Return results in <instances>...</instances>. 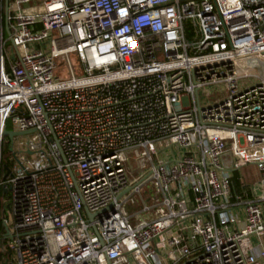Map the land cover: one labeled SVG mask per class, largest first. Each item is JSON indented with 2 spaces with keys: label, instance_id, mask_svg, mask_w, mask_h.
I'll return each mask as SVG.
<instances>
[{
  "label": "built area",
  "instance_id": "2783aa9c",
  "mask_svg": "<svg viewBox=\"0 0 264 264\" xmlns=\"http://www.w3.org/2000/svg\"><path fill=\"white\" fill-rule=\"evenodd\" d=\"M8 26L0 0V264H264L231 174L264 190V0H10Z\"/></svg>",
  "mask_w": 264,
  "mask_h": 264
},
{
  "label": "rangeland",
  "instance_id": "374dc122",
  "mask_svg": "<svg viewBox=\"0 0 264 264\" xmlns=\"http://www.w3.org/2000/svg\"><path fill=\"white\" fill-rule=\"evenodd\" d=\"M6 39H8V35L6 34ZM11 45V44H10ZM70 62L72 64V68L77 76H80V64L77 58L72 55L70 56ZM56 65L57 69L55 72L56 77H58L60 80H67L71 77L70 73V67L65 58H58L56 60ZM255 83L254 79H242L239 82L240 87H248L250 85H253ZM223 91L221 87L218 86H211L203 89L200 93V98L203 104H211V103H216L219 100H222L223 98ZM9 129H12L11 125H8ZM135 158L137 160V166L140 170V172H146L147 171V160L145 158L144 151H138L135 153ZM157 161V160H156ZM242 178L243 182L251 187H254V189L258 192L259 195H263V191H259V186H260V173L256 169L254 165H248L242 168ZM138 204H139V199L138 198H132L130 199L125 207L124 210L126 214H130L134 210L138 209ZM3 216L6 217L9 221H11V217L9 213H7V210L3 212ZM136 222H132V225H135ZM4 245L7 246V241L4 242ZM7 248V247H6ZM4 255L8 256L11 258V253L7 250L3 251Z\"/></svg>",
  "mask_w": 264,
  "mask_h": 264
},
{
  "label": "crops",
  "instance_id": "0c3cea01",
  "mask_svg": "<svg viewBox=\"0 0 264 264\" xmlns=\"http://www.w3.org/2000/svg\"><path fill=\"white\" fill-rule=\"evenodd\" d=\"M45 0H33V2L37 5L42 3ZM227 162L229 163V165H233V161L231 158L227 157ZM242 168L239 169H232L231 170V174H232V191L234 194L237 195H243L244 193H246L248 196H252L250 190L251 188L249 186H247L242 180Z\"/></svg>",
  "mask_w": 264,
  "mask_h": 264
},
{
  "label": "water",
  "instance_id": "95a60500",
  "mask_svg": "<svg viewBox=\"0 0 264 264\" xmlns=\"http://www.w3.org/2000/svg\"><path fill=\"white\" fill-rule=\"evenodd\" d=\"M9 6H10V0H5V29H6V33L8 35V37L11 36L10 34V30H9V26H8V12H9ZM27 133H14L12 131H6L5 132V136L9 138L10 141H13V139L17 136H24L26 135ZM132 190V188L128 189L126 192H124L119 198L118 200H120L125 194L129 193L130 191ZM107 212L106 210L101 212V213H98L97 215H94V214H90L88 211H87V215H88V218L90 220V222H93L95 217L97 216H100L101 214ZM5 226V225H4ZM6 228V226H5ZM6 235L5 237H11V233H9L8 229L6 228Z\"/></svg>",
  "mask_w": 264,
  "mask_h": 264
},
{
  "label": "trees",
  "instance_id": "16d2710c",
  "mask_svg": "<svg viewBox=\"0 0 264 264\" xmlns=\"http://www.w3.org/2000/svg\"><path fill=\"white\" fill-rule=\"evenodd\" d=\"M5 162H6L7 164H10V163H11L7 151L5 152ZM1 260H2V264H7V262H8V264H12V263H11V260H10V257H8V256H6V255H4V254H1Z\"/></svg>",
  "mask_w": 264,
  "mask_h": 264
}]
</instances>
